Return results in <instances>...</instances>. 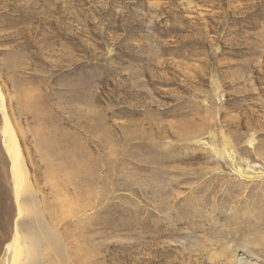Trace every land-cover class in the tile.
I'll use <instances>...</instances> for the list:
<instances>
[{
	"label": "rangeland",
	"instance_id": "obj_1",
	"mask_svg": "<svg viewBox=\"0 0 264 264\" xmlns=\"http://www.w3.org/2000/svg\"><path fill=\"white\" fill-rule=\"evenodd\" d=\"M0 86V264H264V0H0Z\"/></svg>",
	"mask_w": 264,
	"mask_h": 264
},
{
	"label": "bare ground",
	"instance_id": "obj_2",
	"mask_svg": "<svg viewBox=\"0 0 264 264\" xmlns=\"http://www.w3.org/2000/svg\"><path fill=\"white\" fill-rule=\"evenodd\" d=\"M0 110L2 111V115H3V127H2L3 143H4L5 150H6L7 154L9 155V158L11 160V173H12L14 186L16 189V200L18 202V207L20 210L22 205L19 202V198H20L19 188L21 187V183H22V180L24 177L25 166H24L23 159L21 157V151H20V146H19L20 144L18 142V138H17V136H16L11 124H10V119H9V116H8V113H7V110L5 107V103H4V99H3V95H2V91H1V86H0ZM17 228H18V226H17ZM37 236H38L37 237V240H38L39 235H37ZM34 237L36 238L35 235H34ZM40 237H41V235H40ZM28 240H31V239H28ZM33 240H36V239H33ZM45 240L47 243L45 244V246L43 245L44 246V248L42 249L43 257L40 258V257H38L37 252L34 250H31V248H27L26 249L27 251L25 252V248L21 246L19 230L16 229V231L14 233V237H13V244L15 246L12 244L14 247V251H13L12 258L8 263H10V264H21V261L24 259L23 257H26L27 262L25 264H28L29 261H33V260H43L42 264H55V262L57 261V256L55 254H53L52 248H49L51 246L50 242H52V241L50 240V238L45 239ZM54 244L56 245V243H54ZM38 248L40 250V247H38ZM229 248H231V246H229ZM50 249H51V251H50ZM243 261H246V259L243 257H240V262L243 263ZM245 264H249V263H245Z\"/></svg>",
	"mask_w": 264,
	"mask_h": 264
}]
</instances>
